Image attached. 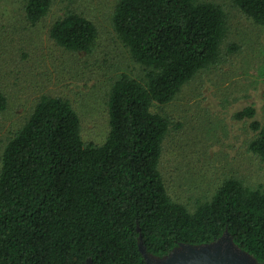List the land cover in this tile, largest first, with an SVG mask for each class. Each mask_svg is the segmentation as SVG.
I'll list each match as a JSON object with an SVG mask.
<instances>
[{
	"label": "trees",
	"instance_id": "1",
	"mask_svg": "<svg viewBox=\"0 0 264 264\" xmlns=\"http://www.w3.org/2000/svg\"><path fill=\"white\" fill-rule=\"evenodd\" d=\"M264 25V0H233ZM54 0H26L35 24ZM113 23L144 66V78L124 74L109 98L110 132L87 143L79 112L67 97L43 95L8 142L0 172V264H148L181 243L201 244L227 233L264 262V187L225 179L196 209L176 200L162 171L168 117L153 110L216 64L229 36L225 8L210 0H118ZM51 36L73 51H91L96 23L76 10L54 22ZM8 98L0 91V115ZM249 148L264 160V124L252 106ZM1 129V120H0Z\"/></svg>",
	"mask_w": 264,
	"mask_h": 264
},
{
	"label": "rangeland",
	"instance_id": "2",
	"mask_svg": "<svg viewBox=\"0 0 264 264\" xmlns=\"http://www.w3.org/2000/svg\"><path fill=\"white\" fill-rule=\"evenodd\" d=\"M210 1L225 8L230 25L220 61L200 70L174 99L153 106L171 122L161 164L167 187L191 210L210 200L229 177L264 187V160L249 148L252 120L236 115L252 106L254 118L264 124V25L233 0ZM117 2L54 0L49 13L32 24L26 0H0V91L8 98L0 115V172L8 142L43 95L70 99L84 140L105 142L114 83L124 74L142 79L145 73L114 27ZM70 10L98 26L91 51L68 50L52 38V25Z\"/></svg>",
	"mask_w": 264,
	"mask_h": 264
},
{
	"label": "water",
	"instance_id": "3",
	"mask_svg": "<svg viewBox=\"0 0 264 264\" xmlns=\"http://www.w3.org/2000/svg\"><path fill=\"white\" fill-rule=\"evenodd\" d=\"M140 248L148 264H264L239 246L228 233L212 242L181 243L163 256L149 252L140 236ZM86 264H93V261L88 260Z\"/></svg>",
	"mask_w": 264,
	"mask_h": 264
}]
</instances>
